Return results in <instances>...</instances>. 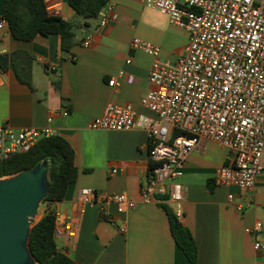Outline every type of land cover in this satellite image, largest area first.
<instances>
[{
	"label": "crops",
	"instance_id": "obj_1",
	"mask_svg": "<svg viewBox=\"0 0 264 264\" xmlns=\"http://www.w3.org/2000/svg\"><path fill=\"white\" fill-rule=\"evenodd\" d=\"M58 3V15L79 22L73 28L75 44L70 51L61 50L58 34L20 40L11 34L8 23L0 28V54H15L14 67L28 72L31 83L21 82L11 65L3 69L0 126H48L74 149L76 180L63 200L51 204L57 213V247L77 264H191L172 235L168 208L190 231L196 264H264V251L253 249L255 239L264 242V172L249 189L216 185L215 169L228 162L230 152L219 142L201 141L187 156L178 179L183 199L178 203L164 199L144 202L140 187L149 174L147 131L90 127L109 102L129 103L138 113L152 115L140 103V97L152 87L148 73L154 61L176 62L188 40L186 29L170 23L167 15L143 0H109L115 17L105 25H100L101 14L84 23L75 18L68 0ZM2 7L0 0V19ZM134 38L157 46L158 55L131 48ZM23 52L32 57L30 66ZM129 56L132 61L127 63ZM112 78H117L116 86L109 85ZM83 187L98 194L125 192L135 206L116 214L112 223L101 215L98 205L81 203L79 190ZM238 204L242 210L237 209ZM67 221L77 228L74 239L65 226ZM257 221L260 229L248 233L246 228H253ZM120 224L125 231L119 229Z\"/></svg>",
	"mask_w": 264,
	"mask_h": 264
},
{
	"label": "built area",
	"instance_id": "obj_2",
	"mask_svg": "<svg viewBox=\"0 0 264 264\" xmlns=\"http://www.w3.org/2000/svg\"><path fill=\"white\" fill-rule=\"evenodd\" d=\"M43 1L48 12L57 14L58 0ZM143 1L167 15L170 23L186 29L187 43L175 63L154 61L150 68L147 79L152 87L143 93L140 103L152 115L138 113L129 103L109 102L90 127L147 131L149 159L158 164L140 187L144 202H180L183 191L178 179L187 156L207 140L219 142L230 152L228 162L215 169L214 183L251 188L264 172V0ZM108 2L100 12V25L115 17ZM6 23L1 18L0 28ZM130 47L152 56L159 53L157 46L139 38ZM131 61L129 56L126 62ZM2 73L0 67V76ZM108 83L116 86L117 78ZM51 134L48 126L12 129L1 125L0 158L25 152ZM79 198L84 205H98L101 215L112 223L116 214L135 206L125 192L98 194L91 187L81 188ZM228 198L232 200L233 195ZM237 209L242 206L238 204ZM65 226L74 239L76 226L71 221ZM260 227L257 221L246 231L255 234ZM119 229L125 231V225L120 224ZM253 249L264 251V242L255 239Z\"/></svg>",
	"mask_w": 264,
	"mask_h": 264
},
{
	"label": "trees",
	"instance_id": "obj_3",
	"mask_svg": "<svg viewBox=\"0 0 264 264\" xmlns=\"http://www.w3.org/2000/svg\"><path fill=\"white\" fill-rule=\"evenodd\" d=\"M109 0H68L75 18L86 20L97 17ZM1 17L7 23L11 34L20 40H31L37 34L48 36L58 34L63 52L70 51L75 44L73 28L79 24L76 19H65L62 16L48 12L43 0H3ZM27 55L26 52H23ZM15 54H0V67H14ZM28 57V66L32 57ZM18 79L30 85V74L20 72L16 68ZM74 149L66 138L59 134H51L38 139L29 150L11 153L0 158V178L14 175L25 169L34 167L39 162L48 160L50 186L43 198L47 207L41 219L35 223L30 232L29 249L37 264H77L55 242L54 229L57 213L51 204L64 199L67 189L76 180L77 167L74 163ZM158 163L149 160V171ZM168 215L172 235L183 249L191 264H196V247L190 231L183 226L175 213L165 208Z\"/></svg>",
	"mask_w": 264,
	"mask_h": 264
},
{
	"label": "water",
	"instance_id": "obj_4",
	"mask_svg": "<svg viewBox=\"0 0 264 264\" xmlns=\"http://www.w3.org/2000/svg\"><path fill=\"white\" fill-rule=\"evenodd\" d=\"M50 186L48 160L0 178V264H35L29 238Z\"/></svg>",
	"mask_w": 264,
	"mask_h": 264
},
{
	"label": "rangeland",
	"instance_id": "obj_5",
	"mask_svg": "<svg viewBox=\"0 0 264 264\" xmlns=\"http://www.w3.org/2000/svg\"><path fill=\"white\" fill-rule=\"evenodd\" d=\"M44 206H45V203L41 201L40 204H39L38 211H37V214L38 215L40 214L41 217H42V215L44 213ZM35 264H37V263H35Z\"/></svg>",
	"mask_w": 264,
	"mask_h": 264
},
{
	"label": "bare ground",
	"instance_id": "obj_6",
	"mask_svg": "<svg viewBox=\"0 0 264 264\" xmlns=\"http://www.w3.org/2000/svg\"><path fill=\"white\" fill-rule=\"evenodd\" d=\"M40 217H41V216H40V214H39V215H38V214H36V215H35V219H34V220H35V221H37V220H38Z\"/></svg>",
	"mask_w": 264,
	"mask_h": 264
}]
</instances>
